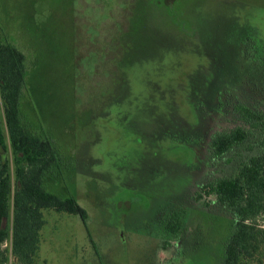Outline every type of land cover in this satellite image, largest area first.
<instances>
[{
  "label": "rangeland",
  "instance_id": "1",
  "mask_svg": "<svg viewBox=\"0 0 264 264\" xmlns=\"http://www.w3.org/2000/svg\"><path fill=\"white\" fill-rule=\"evenodd\" d=\"M0 41L25 58L23 123L58 155L46 190L87 213L42 211L39 262L223 264L234 222L201 188L246 156L209 139L264 108V0H0Z\"/></svg>",
  "mask_w": 264,
  "mask_h": 264
},
{
  "label": "trees",
  "instance_id": "2",
  "mask_svg": "<svg viewBox=\"0 0 264 264\" xmlns=\"http://www.w3.org/2000/svg\"><path fill=\"white\" fill-rule=\"evenodd\" d=\"M25 58L8 42L0 41V149H10L12 171L0 160V264H7L10 239L13 264L39 262L43 210L78 216L86 225L87 213L72 197L60 198L45 188V177L59 168L58 155L48 138L34 134L22 121L19 100L25 88ZM248 127L234 126L215 132L211 153L220 158L236 148L246 156L234 172L206 183L202 192L213 196L234 222V233L225 246L223 264H262L264 261V108L235 107ZM14 182L12 190L11 182ZM11 219V229L4 221ZM166 235L182 229L179 214L161 218Z\"/></svg>",
  "mask_w": 264,
  "mask_h": 264
},
{
  "label": "flooded vegetation",
  "instance_id": "3",
  "mask_svg": "<svg viewBox=\"0 0 264 264\" xmlns=\"http://www.w3.org/2000/svg\"><path fill=\"white\" fill-rule=\"evenodd\" d=\"M170 214H172V213H170V212H168V213H165V214H161L160 216H158L159 218H158V223L160 224V226H161V218L163 217V216H169ZM162 227V226H161Z\"/></svg>",
  "mask_w": 264,
  "mask_h": 264
}]
</instances>
